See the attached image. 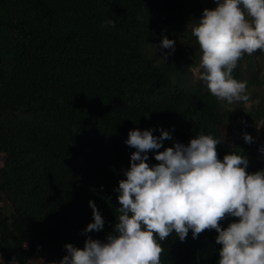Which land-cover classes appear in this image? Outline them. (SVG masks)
<instances>
[{
    "label": "trees",
    "instance_id": "obj_1",
    "mask_svg": "<svg viewBox=\"0 0 264 264\" xmlns=\"http://www.w3.org/2000/svg\"><path fill=\"white\" fill-rule=\"evenodd\" d=\"M215 7V0H0V264H59L66 244L106 240L135 151L125 143L132 129L168 131L159 151L211 134L221 160L240 152L247 171L264 169V136L255 138L264 125L256 90L264 52L245 55L233 71L248 82L247 103L218 102L192 72L201 53L191 26ZM164 36L174 51L158 46ZM154 152L150 165L158 163ZM90 200L104 228L86 233ZM217 235L194 239L189 230L180 241L173 232L160 242L161 264H218Z\"/></svg>",
    "mask_w": 264,
    "mask_h": 264
},
{
    "label": "clouds",
    "instance_id": "obj_2",
    "mask_svg": "<svg viewBox=\"0 0 264 264\" xmlns=\"http://www.w3.org/2000/svg\"><path fill=\"white\" fill-rule=\"evenodd\" d=\"M215 4L191 26L201 53L199 79L218 102L247 103L248 82L234 78L233 71L245 55L264 52V0ZM158 46L174 51L175 41L164 36ZM160 132L157 137L152 129L129 131L125 143L135 151L116 189L120 207L113 232L104 241L88 237L83 248L66 244L59 264H161L160 242L173 232L184 241L189 230L194 239L206 230L218 233V264H264V169L247 171L249 160L240 152L221 160V141L211 134L159 151L172 139ZM244 140L253 138L244 133ZM154 150L158 163L150 165ZM89 205L93 220L84 232L100 231L104 219L93 201ZM228 218L233 219L222 227Z\"/></svg>",
    "mask_w": 264,
    "mask_h": 264
},
{
    "label": "rangeland",
    "instance_id": "obj_3",
    "mask_svg": "<svg viewBox=\"0 0 264 264\" xmlns=\"http://www.w3.org/2000/svg\"><path fill=\"white\" fill-rule=\"evenodd\" d=\"M198 64H199L198 61H195V60L192 61V72L194 76H198V73H197ZM261 66H262L261 74L264 75V61H261ZM256 90L259 93V95L264 98V85H262L260 89H256ZM257 103H258V100H255L251 103V106H254ZM263 136H264V125L262 123H259V125L256 127V130H255V138L258 139ZM1 164L2 162L0 161V165ZM30 264H37L36 259L33 258L30 261Z\"/></svg>",
    "mask_w": 264,
    "mask_h": 264
}]
</instances>
